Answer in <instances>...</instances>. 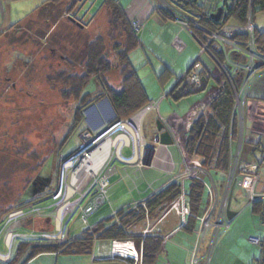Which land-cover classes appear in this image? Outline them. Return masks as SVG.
<instances>
[{
	"label": "rangeland",
	"instance_id": "rangeland-1",
	"mask_svg": "<svg viewBox=\"0 0 264 264\" xmlns=\"http://www.w3.org/2000/svg\"><path fill=\"white\" fill-rule=\"evenodd\" d=\"M86 2L80 0L71 8V2L63 0L55 4L60 7L59 14H63L60 21L54 23L49 11L44 14L42 11L30 23L0 37V217L24 199L36 200L37 206L43 208L47 216L50 213L47 209L53 203L48 194L59 187L63 172L78 177L79 197L99 173L101 167H97L92 176L87 177L80 162V157L91 156L96 150L93 149L95 145L78 153L96 135L118 121L107 94L103 97L104 89L99 86L95 90L94 86L90 88L94 91L86 97L83 121L67 144H64V139L74 127L75 113L81 104L79 95L83 90H80V80L86 75L85 53L88 47L96 44L98 39L104 42V56L112 65V70L105 75L106 87L121 91L124 76L122 66L117 65V54L125 48L127 35L122 27H114L111 12L101 1L92 0L93 5ZM90 9L93 13L88 11ZM254 24L259 31L264 32V11L256 9ZM184 43L187 44L186 50H169L170 58L174 60L190 56L194 59L193 63L200 55V46L192 37ZM133 52L131 59L138 68L137 74L149 97H157L152 102H156L160 109L138 119L137 131L143 135L147 146L156 148L158 145L152 132L158 121L161 120L167 128V120L171 119L172 123L173 120L181 121L196 105L219 89L218 82L223 83L225 80L219 66L205 54L202 60L212 70L214 78L208 81L205 90L175 101L169 94L181 77L176 74L164 78L159 76L168 66L167 59L152 55L151 51L148 57L141 47ZM202 112L200 110L196 115ZM249 113L246 107V124ZM103 144L97 146V150H102ZM123 154L128 157L131 150L125 149ZM115 167L119 173L111 179L109 199L99 208L103 207L101 211L110 208V215L114 214L112 210H118L123 205H134L145 200L163 186L154 167L140 169L135 172L136 175L133 170L126 173L130 165L116 161ZM215 178L221 181L222 176L215 175ZM41 179L49 182L41 187ZM205 179L211 184L208 175ZM188 183L186 181V185ZM31 191L35 193L34 196ZM77 196L74 200L80 199ZM46 216L25 225L39 231H50L51 225ZM76 218L67 220L68 228L73 231L83 230L96 220L89 218L88 222H82ZM136 225L142 226L143 222ZM19 231L24 233L27 229ZM0 252L5 253L3 237L0 239ZM12 258L0 263L9 264ZM47 262L50 264V258H41L35 264Z\"/></svg>",
	"mask_w": 264,
	"mask_h": 264
},
{
	"label": "built area",
	"instance_id": "built-area-1",
	"mask_svg": "<svg viewBox=\"0 0 264 264\" xmlns=\"http://www.w3.org/2000/svg\"><path fill=\"white\" fill-rule=\"evenodd\" d=\"M158 1L159 4L163 5L174 16V21L179 23L200 46V55L180 80H183L184 84L188 86L201 87L206 81L208 82L211 78H214L212 70L209 69L202 60V56L208 54L219 66L221 73L229 80L235 95L233 118H236L238 122L240 138L236 152L234 153L232 151L231 153L230 169L224 184L220 187L222 188V192L219 191L218 185L209 173L202 170L200 166L190 165L186 161L183 147L178 138L171 131L174 141L173 143L177 145L181 154L182 170L179 172L175 171V163L170 154L164 155L160 158L162 160L161 162L164 171L168 174L171 173V178L165 184L174 181H182L186 178H199L201 177V172H205L206 176L209 175L211 179L210 184L204 178L205 190L208 192V206L198 218L199 225L196 232L197 240L188 261V264H211L217 244L232 226V221L228 217V210L233 189L239 178L243 177L249 181L248 184L242 183L240 186L244 193V197L249 204H254L257 201L264 199V193H257L255 189L256 183L259 180L258 175L256 173L251 174L250 170L242 168L243 166L240 165L247 98L251 85L264 75V55L259 52L256 44V27L254 24L252 0H250L245 24H238L235 22L224 23L219 26L217 30L211 31L208 28L195 23V26L201 30V32H204L205 37L207 38V41L204 43L199 42L190 26L193 23L191 19L196 20L197 18L195 15L199 12L195 13L196 10L193 9V11L191 10L189 13L177 7V3L188 5L194 0ZM196 1L202 5L201 11L205 13V15H211V17L221 8V19L228 14L229 8L233 5V0ZM133 29L136 34L139 35L142 29V24L138 21L133 22ZM235 37H237V39H235ZM243 38H246V41H242L241 39ZM211 44L215 45L221 52L223 58L222 63L212 54L210 50ZM184 46V43L179 38L175 39L173 43L174 48L178 51H183ZM228 69L241 71L243 73V83L238 89L235 88L232 79L228 74ZM158 109L159 106L156 102L149 103L130 119L116 121L108 130L96 135L92 141L81 149V151H85L88 146L93 144L95 145V147H93L95 150L96 147L103 144L104 141L110 140L115 142L110 148L109 154L104 155L103 152L99 158H96V160L87 165V167H84V162H81L80 159L87 177H91L93 172L101 167L96 179L92 181L80 197L77 196L79 180H77L75 175L70 176V173L64 174L63 172L61 179L59 180V187H57L56 191L50 197L53 203L47 209L50 210V213L48 212L49 214H47V216L44 214L43 208L37 206L38 203L8 212L1 219L0 223V239L3 237V246L5 249V253L0 252V261L5 262L13 257L18 246L22 242L33 244L67 242L70 238L71 230L70 227L68 228L69 221L67 220H72L77 216V220L88 222L89 218H91L93 214L108 201L111 179L119 173V170L115 167L116 161L138 169L153 166L158 149L151 154L143 135H140V132L137 131V126L138 119L145 118L147 114L156 112ZM107 135L108 137L103 139ZM158 136L159 134L155 135L154 141L159 147H162L159 143ZM113 137H115V140H112ZM125 149L131 150L130 156H124L123 152ZM100 150L101 148H98V150L93 153L95 154L99 151L100 154L103 147L102 150ZM81 151L78 154L84 152ZM84 156L83 161L85 160ZM86 175L84 177H86ZM76 196L80 199L74 200ZM172 207L179 213L181 208L180 200H176ZM114 215H116V212H114L113 216ZM43 216L47 217L46 219L50 222L52 230L39 231L25 225L26 223H32L37 218H42ZM22 228L27 229V231L21 233L19 229ZM92 228L93 227L90 225L86 226V229ZM249 241L253 245L264 246V241L261 238L250 237ZM111 254L112 256H118L124 259H134L136 263L142 261L140 251L136 248L134 243L130 241L126 243H112ZM257 264H264V255Z\"/></svg>",
	"mask_w": 264,
	"mask_h": 264
},
{
	"label": "trees",
	"instance_id": "trees-1",
	"mask_svg": "<svg viewBox=\"0 0 264 264\" xmlns=\"http://www.w3.org/2000/svg\"><path fill=\"white\" fill-rule=\"evenodd\" d=\"M62 1L51 0L50 3L55 5ZM68 1L72 4L71 8H74L80 3V0ZM101 3L111 12L114 27H122L127 35L125 48L121 49L117 54V65L122 66V74L124 76L122 90L115 91L112 88L106 87L105 75L112 70V65L104 56V42L98 39L96 44L89 46L88 51L85 53L86 75L81 78L83 80H80V90H83L79 95L81 104L75 113L74 120L76 121L74 127L66 135L64 144H67L71 140L76 132V127L83 121L82 112L87 106L86 97L90 96L97 86L104 89L105 93H103V97L107 94L106 97H108L114 107L118 120H127L133 117L152 102L137 74V68L132 64L130 58L131 53L139 46L140 41L139 35L133 29V23H130L126 18L119 0H103ZM251 3L253 13H255L256 9L264 11V0H252ZM249 5L250 0H233V5L229 8L228 14L217 22L211 15H205L201 11L202 5L196 0L188 5L177 3V7L185 12L190 13L193 9L196 10L195 13L199 12L195 15L196 20L191 19L193 23L190 26L199 42L203 43L207 41V38L204 32H201L195 26V23L211 31L217 30L224 23L235 22L245 24ZM156 13L164 21H174V16L161 4L157 6ZM2 35L3 33L0 32V37ZM255 35L258 50L264 55V32L256 28ZM241 40L246 41V38ZM210 50L219 62L222 63L223 58L218 48L211 44ZM170 74V70L164 68L159 76L160 78H164L170 76ZM228 74L235 88L238 89L241 87L243 73L228 69ZM222 76L225 81L223 83L218 82L219 89L217 93L207 101L205 111L192 118L189 131L182 137L183 152L186 161L190 165L200 166L202 170L209 173L212 177H215V175L224 177L229 172L233 143L238 139L239 135L238 122L236 118H233L235 104L234 91L229 80L224 74ZM207 85L208 82L206 81L201 87H191L184 84L183 80H180L170 92L169 96L173 97L175 101H180L188 95L205 90ZM92 87L94 90H90ZM82 102L85 103L82 105ZM205 172H201L203 177L189 178L188 189L185 190L180 181L165 184L144 201L118 210L116 215H112L106 221L100 222L95 229L85 228L83 233L77 237L70 236L65 243L33 244L22 242L9 264H30L36 257L50 253L86 255L92 252L94 243L97 241L125 242L127 240H134L139 248L143 243L144 264H152L162 246V238L159 236H144L142 233H136L133 231L134 226L143 222L147 213L156 216L183 194L190 205V217L194 220L203 214L208 203L205 196ZM47 182L49 181L41 179V187L45 183L47 184ZM54 191L49 193L48 196L51 197ZM31 195L34 196V194ZM32 201V199L18 201L11 210L23 207ZM260 204L261 201L254 203L256 206ZM262 216L264 217V212ZM50 229L52 230V226Z\"/></svg>",
	"mask_w": 264,
	"mask_h": 264
},
{
	"label": "crops",
	"instance_id": "crops-1",
	"mask_svg": "<svg viewBox=\"0 0 264 264\" xmlns=\"http://www.w3.org/2000/svg\"><path fill=\"white\" fill-rule=\"evenodd\" d=\"M50 1L51 0H0V32L6 34L17 27L30 23L36 19L42 11L43 14L47 13L46 11H49L50 19L54 23L60 21L63 17V14L62 16L59 14L60 7L51 4ZM91 1L92 0H87L86 3L91 4ZM99 1L102 2L103 0ZM158 2V0H119L128 21L130 23L138 21L142 24V29L139 34V46H137L136 49L141 47L148 57L152 52V55H158L159 57L167 59L168 62L166 65L168 66H165V68H168L171 74L179 75V77L182 78L193 64L192 61L194 59L189 56L183 58L179 57L173 60L170 58L169 50H174L173 43L177 37L183 43L188 41V38L191 37L179 23L172 20L164 21L156 13V8L159 5ZM88 11L93 13L91 12L92 9ZM184 45V49L186 50L187 44L184 43ZM133 53L134 52L131 53L130 58ZM217 91L207 100L196 105L195 108L192 109L193 111L183 117L181 121L173 120L174 122L172 123L171 119L167 120L169 126L168 128L166 127V129H169V131L178 138L182 147V137L189 131L192 118L196 116L198 111H205L207 101L213 97ZM156 98L157 97L153 95L149 97L151 101ZM246 107L251 113H249L250 115L247 117V124L245 119L240 165L243 166L242 168L250 170L251 174L256 173L258 175L259 180L256 183L255 189L257 193H264V75L251 85ZM152 133L153 137L158 134L157 127L153 128ZM239 138L238 135V139L233 143L232 151L234 153L238 148ZM156 149H158V152L154 159V165L146 168L154 167L159 174V180L163 183L162 185H165V183L171 178V173L165 174L162 171L164 169L160 158L164 155L170 154L174 160L176 172L182 170V158L177 145L174 143L171 146L162 145V147H159L158 145V147L149 150L151 151V154H153ZM129 170H133V173H135L138 172L140 168H126L127 174L129 173ZM136 174L137 173L134 175ZM226 176L222 177L221 181H217V179L213 177L220 192H222V188L220 187L224 184ZM186 181L189 182V178L180 181L184 186V189H188ZM242 183L248 184L249 181L248 179L241 177L233 189L230 200V210L234 213L232 214L233 218L231 220L232 226L217 244L211 264H257L264 255V246H256L249 241L250 237H258L264 241V224L262 220L264 199L260 200L261 204L259 206L249 204L241 190L240 186ZM205 196L208 201V192L206 190ZM176 200H180L181 202L179 213L172 207ZM176 200L169 207L160 211L156 216L147 213L143 225H135L133 228L134 232L142 233L144 236L150 235L162 238V246L152 264H188L190 254L195 247L197 240L196 232L199 225L198 218L202 214L193 220L190 217V205L184 194ZM129 206L132 205L126 204L121 206L122 208L120 209H125ZM207 206L208 203L206 208ZM101 209L91 217L96 218L95 222L90 223V226L94 229L100 222L106 221L113 215H110L109 213L110 208L106 211H101ZM118 210L112 211L117 213ZM84 230L85 229L70 230V236L77 237L83 233ZM129 241L133 242L136 248L140 251L141 262L136 263L134 259H124L118 256H112L111 244L116 241H97L94 243L93 250L90 254L62 255L50 253L36 257L30 262V264H35V262L41 258H50V264H144L143 243L140 248L134 240H127L120 243H126ZM47 264L49 263L47 262Z\"/></svg>",
	"mask_w": 264,
	"mask_h": 264
},
{
	"label": "water",
	"instance_id": "water-1",
	"mask_svg": "<svg viewBox=\"0 0 264 264\" xmlns=\"http://www.w3.org/2000/svg\"><path fill=\"white\" fill-rule=\"evenodd\" d=\"M222 16V9H218L217 13L212 16V18L215 21H220ZM189 70V69H188ZM180 81V80H179ZM178 81V82H179ZM157 131H158V138H159V143L163 146H171L173 144V137L172 134L169 130L166 129V126L162 123V121L157 122ZM149 149H152L151 147L148 146ZM234 213L231 212L230 207L228 210V216L229 219L232 220Z\"/></svg>",
	"mask_w": 264,
	"mask_h": 264
},
{
	"label": "bare ground",
	"instance_id": "bare-ground-1",
	"mask_svg": "<svg viewBox=\"0 0 264 264\" xmlns=\"http://www.w3.org/2000/svg\"><path fill=\"white\" fill-rule=\"evenodd\" d=\"M136 136V135H135ZM137 137V136H136ZM114 140V139H113ZM115 144V142H113V141H110V140H108V141H106V142H104V146H103V150L100 152V154H99V151H97L95 154L94 153H92V156H90V158L89 157H86V156H84L85 158V160L83 161V156H82V158H81V162H84V167H87V165H89V164H91L93 161H95L96 160V158H99L101 155H102V153L104 152V155H107V154H109V151H110V148L113 146ZM87 150V149H86ZM96 150H97V148H96ZM95 150V151H96ZM82 151H84V150H82ZM81 151V152H82ZM94 151V152H95ZM85 152V151H84ZM92 152V151H91ZM99 155V156H98ZM101 162V161H100ZM90 170H92L91 168H89ZM85 176V175H84ZM83 176V177H84ZM81 177V176H80ZM78 178V177H77ZM85 178V177H84ZM82 179V178H81Z\"/></svg>",
	"mask_w": 264,
	"mask_h": 264
},
{
	"label": "flooded vegetation",
	"instance_id": "flooded-vegetation-1",
	"mask_svg": "<svg viewBox=\"0 0 264 264\" xmlns=\"http://www.w3.org/2000/svg\"><path fill=\"white\" fill-rule=\"evenodd\" d=\"M35 184V183H34ZM31 194H33V192L31 191L30 192ZM34 195H35V193H34ZM35 204H37V201L36 200H33L32 202H29L28 204H26L25 206H23V207H27V206H29V205H35ZM19 208H21V207H19ZM16 209H18V208H16ZM16 209H14V210H16ZM11 211H13V210H11ZM10 212V211H9ZM8 212H5L1 217H0V223H1V219L7 214Z\"/></svg>",
	"mask_w": 264,
	"mask_h": 264
},
{
	"label": "clouds",
	"instance_id": "clouds-1",
	"mask_svg": "<svg viewBox=\"0 0 264 264\" xmlns=\"http://www.w3.org/2000/svg\"><path fill=\"white\" fill-rule=\"evenodd\" d=\"M166 126V125H165Z\"/></svg>",
	"mask_w": 264,
	"mask_h": 264
}]
</instances>
